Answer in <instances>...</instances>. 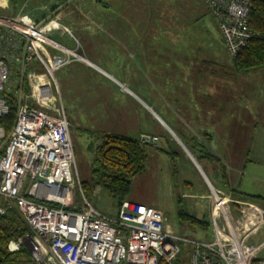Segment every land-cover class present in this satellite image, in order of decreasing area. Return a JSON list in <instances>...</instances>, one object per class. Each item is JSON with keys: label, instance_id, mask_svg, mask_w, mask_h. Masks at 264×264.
Returning <instances> with one entry per match:
<instances>
[{"label": "built area", "instance_id": "built-area-1", "mask_svg": "<svg viewBox=\"0 0 264 264\" xmlns=\"http://www.w3.org/2000/svg\"><path fill=\"white\" fill-rule=\"evenodd\" d=\"M197 1L210 10L230 58L251 40H264V34L250 30L254 3L264 0ZM12 21L28 30L15 28ZM52 27L58 25L50 19L37 26L28 16L0 17V120L10 112L8 95L16 104L10 133L0 125V217L16 213L28 229L9 243L8 252L27 250L32 264H175L185 241L167 230L160 210L124 201L110 218L85 195L75 173L70 125L64 111L54 105L50 84H56L58 70L85 59L76 39V48L69 49ZM32 63L41 65L47 78L29 71ZM139 141L155 147L159 137L142 133ZM207 187L213 237L194 244L190 264H264V241L248 242L251 235L264 232V209L244 204L248 214L237 230L234 201L212 184Z\"/></svg>", "mask_w": 264, "mask_h": 264}, {"label": "rangeland", "instance_id": "rangeland-1", "mask_svg": "<svg viewBox=\"0 0 264 264\" xmlns=\"http://www.w3.org/2000/svg\"><path fill=\"white\" fill-rule=\"evenodd\" d=\"M9 1L0 0V10L9 13L11 11ZM16 1L19 6H22L24 14H20L15 18L28 16L37 26L45 24L49 19L54 20L55 24L58 25V27H52V30H55L53 32L55 37L69 49L76 48L74 40L76 39L80 46L78 53L83 56L85 59L83 61L86 63L92 62L94 57L90 53L95 45L92 42V36L109 34V31H107L109 27L106 26L105 22L109 25L108 21L110 20L113 27L116 24L115 20L117 19L113 16L106 17V19L98 16V13L100 14L103 9L102 5L110 6V11L122 17L119 20H122L127 27L133 28L136 26L138 28L139 25H142L143 31V24L149 25L151 21V26H154L152 28H155L156 35L163 36L162 41L158 43L152 42L156 47L153 46L151 50L158 51L156 53L162 51L164 55L171 56L173 55L172 52L178 49L179 52L183 50L193 52L196 55L197 64H201L204 60L216 61L218 65H215L216 67L214 66L212 70L219 72L217 73L219 79L215 75H212V81L227 87L228 100L233 104H237L234 107V115H238V117L243 116L247 123L245 131L242 132L244 136L241 137L240 133L236 146L232 150L234 152L232 159L228 157L227 166L230 170V175L235 177V179L236 177L239 178L242 166L246 164L247 159H258V156L253 154L248 156V152L250 151L249 148L252 142L250 136L255 126L254 122L257 120L256 118H258L257 121L260 123L261 129L264 128V97H262L264 70L250 74H239L234 71L231 65L233 59L226 53L224 42L214 18L204 3L197 0ZM55 7H59V11L51 15L52 8ZM115 9L118 10L115 11ZM4 15L1 13L0 17L15 19L8 17V14L4 13ZM9 24L23 31L28 30L27 27L19 25L16 21L9 22ZM118 26L122 27L120 24ZM62 27L66 28L69 32H64ZM113 27L110 28L111 34L115 31H113ZM115 33L119 32L115 31ZM143 42V46L146 48L148 42L146 40ZM49 52L52 56L54 55L53 49L50 48ZM106 71L105 73L109 78H112L114 81L116 80L117 84H121L119 86L116 83H112L116 84L114 87L117 93L130 97L135 101L133 95H136V93L130 88L128 83L120 81ZM37 75L41 76V78H47L45 70L37 73ZM66 78L68 77H62L59 74V79H57L56 74V84L52 83L50 79L49 81L55 95L54 105L64 111L71 124L70 136L75 153V173L81 183H87L93 189L90 201L95 209L107 217L114 218L117 215L118 206L107 190L97 189L96 178L93 174L94 161L97 158V147L101 144V136L109 134L117 126L110 120H103V104L107 97V99H110L112 91L105 87L109 86V84L103 80L100 83L95 82V84L90 86V90L82 88L79 81H77L72 84L74 87L73 95L69 96L66 89H64L65 83L63 80ZM133 78L135 77L133 76ZM86 87L88 86L86 85ZM122 87H125L126 91ZM59 91L62 92L64 101L61 99ZM28 92V90H25V94ZM136 109L139 110V108ZM126 111L128 114V116L126 115V122L118 124L124 137L136 139L139 131L143 130L153 133L151 135H165L166 129L150 124L148 121L145 124L142 111L135 114L133 110L131 115L127 108ZM160 113L171 123L164 110H161ZM258 122L256 125H258ZM175 126L181 131L185 130L183 124L178 123ZM173 135L175 140H177L176 137L178 138L177 142L180 145L171 140L172 143L168 144V146H170L173 152L179 154V157L176 160H172L170 155L162 156L155 151L148 150V152H151L148 153L145 169L141 173L130 177V191L126 200L130 203L160 210L166 217L167 230L185 241L184 243H180L182 261L183 264H190V253L194 248V244L212 240L213 237L210 224V206L206 198L209 193L207 184H214L213 186L221 189L234 201L232 216L237 230H240L243 224H245V215L248 214L246 213L248 207L244 204H250V202L244 199H234L231 194L224 190L225 188L220 187L213 176H209V173L203 172L202 166L189 152L179 136L175 132H173ZM160 147L162 149L167 148L165 140H161ZM153 148H158V145ZM262 161L264 162V158ZM205 166L207 171H210V166L207 164ZM240 183L242 184L241 190L249 192L260 191L264 195V181L255 183L250 177H246L240 179ZM259 203H262L261 205L264 207V200H260ZM76 205L80 206L81 201L78 200ZM180 213H185L197 219L207 220L210 226L209 230L204 231L200 227L197 228L194 225H190L188 222L182 223L179 218ZM5 217L16 220L18 226L24 229V233L19 238L28 233L27 227L16 213H10ZM19 238L11 239L7 243V247L11 241L18 240ZM263 241L264 232L262 231L252 236L249 243L258 245ZM261 256H264V250Z\"/></svg>", "mask_w": 264, "mask_h": 264}, {"label": "crops", "instance_id": "crops-1", "mask_svg": "<svg viewBox=\"0 0 264 264\" xmlns=\"http://www.w3.org/2000/svg\"><path fill=\"white\" fill-rule=\"evenodd\" d=\"M102 6L103 9L101 12L106 11L110 17L113 16L117 19L115 20L116 24L114 27L110 20L108 22L109 26L111 25L113 27V31L115 30L119 33H115L114 31V33L107 35H93L91 39L95 45L90 52L94 55L92 62L90 61L89 64L85 62L71 63L70 66L56 73L57 79H59V74L62 75V77H68L63 80L65 83L64 89H66L68 95H73L74 87L72 84L77 81H79L82 88H88L89 90L90 86L95 84V82L100 83L101 80L106 81L109 86L107 84V86H104L111 89L112 94L110 99H107V97L103 104V120H110L117 125L110 133L124 136L118 124L120 122H126V115L128 116L126 108L130 115L133 110L135 114L142 111L145 124L147 123L146 121H148L150 124L157 125L162 129H166L164 126V124H166L171 130L172 128L166 123L167 120L160 117L158 115L159 113L147 104L146 101H148L159 111L164 110L174 129L186 139H190L194 136L199 143L204 144L213 155L222 159V163L227 169V180L230 188H239L242 193L248 196L254 198L258 197L264 200V195H262L260 191L249 192L243 191V189L241 190L242 184L240 183V179L246 177H250L255 183L264 181V162L262 161L264 158V128L261 129L260 123L257 121L258 118H256L258 125H256V121L254 122L255 126L250 136L252 142L249 148L250 151L248 152V156L253 154L258 156V159H247L246 164L242 166L241 175H239V178L236 177L235 179V177L230 175V170L227 166L229 161L228 157L232 159V155L234 154L232 150L236 146V141L240 137V133L241 137L244 136L242 132L245 131L247 123L243 116L238 117V115L234 114L230 117L228 116V102L225 98H222V94H220L222 85L213 82L210 73H207L209 76H205L206 73H204V71H201L200 74L199 72L197 73L198 70L195 66L196 55L193 52L184 50L179 52L177 49V51L174 50L172 52L173 55L168 56L164 55L162 51L159 53H156L158 51H148L149 47L146 46V49L143 46V41H147L148 36H143L141 33H123L124 24H122V20H119V18L122 19V17L110 11V6ZM118 9H115V11ZM98 16H100L99 13ZM118 24L122 27H119ZM149 38L151 42L158 43L162 41L163 36L156 35ZM104 70H107V73L115 76L120 81L127 82L134 92L135 90L143 91V97L135 92L137 97L133 95L135 99V101H133L130 97L118 94L114 87L117 81L109 78ZM137 70L139 74L143 75V79L142 77H138L137 79L136 76L133 78V75L137 74ZM196 74L200 75V77L197 78ZM86 85L88 87H86ZM59 94L63 100L62 92L59 91ZM262 97H264V85ZM232 106L234 107V105ZM136 108H139V110ZM67 120L69 125H71L68 117ZM178 123L184 125V131L176 128L175 124ZM142 133L153 134L147 130L139 131V135L136 139H138ZM164 133L165 135H167V133L170 134L167 129ZM154 135L159 136V154L167 156L163 151L164 149L160 147L161 140H165L163 138L165 135ZM204 135L209 136L210 141L206 142L204 140ZM171 140H174L172 135ZM170 143L172 142L170 141ZM165 144L166 147H168L166 141ZM209 168L210 171L208 172L213 175L217 184L224 189L226 186L221 180V177L215 175L216 173L212 171L215 170L214 168ZM218 172L222 173V170ZM259 201L249 202L264 209L263 205H261L262 203H259ZM252 236L254 235L249 237L248 242Z\"/></svg>", "mask_w": 264, "mask_h": 264}, {"label": "trees", "instance_id": "trees-1", "mask_svg": "<svg viewBox=\"0 0 264 264\" xmlns=\"http://www.w3.org/2000/svg\"><path fill=\"white\" fill-rule=\"evenodd\" d=\"M9 6L11 8L10 9L11 11H9V13H6L4 10H0V14L1 13L3 15L4 13L8 14V17L10 18H15L18 17L20 14L21 15L24 14L22 6H19L16 0H10ZM57 11H59V7L52 8L51 15ZM100 17L106 19V17H109V15L106 11H103L100 13ZM44 18L47 19L46 17ZM105 23L106 26L109 27L107 31H109L110 34L111 33L110 28H112V26L107 25V22ZM122 24L124 23L122 22ZM151 24H152L151 21L149 22V25L148 24L146 25V23L143 24V31H142V25H139L138 28H136V26L131 28V27H127V25L124 24V29L122 30V32L123 33L132 32L131 34L141 33L143 34V36H148V40H147L148 43L146 46L149 47L148 51H152L151 49L154 45L149 37H154L156 36L157 33L155 31V28H152L154 26H151ZM250 30L252 33L256 35L264 34V3L261 1H256L254 3L253 9L251 10ZM231 59H233L231 61L232 68L236 73L250 74L264 70V40H260V39L251 40L247 45V47L243 49L236 58H231ZM30 65L28 66V70L34 71L36 74L44 71L43 67L37 63H32L31 67ZM215 65L216 66L218 65L216 61L211 62L208 60H204L202 61L201 64L196 63L195 66L198 70L197 73L199 72L200 74L201 71H204V73H206L205 76H209V74L207 73H210L211 75L213 76L215 75L217 77V73L219 72L212 70ZM133 76H136L137 79L138 77H142L143 79V75L139 74L138 70H137V74H134ZM196 77L199 78L200 75L196 74ZM217 79L219 78L217 77ZM219 81L221 82V80ZM221 88L222 90L220 94H222V98H225L228 102V116L230 117L234 114L233 113L234 107L235 105L237 106V104L236 103L233 104L231 101L228 100L227 98L228 92L226 91L227 87L223 85ZM135 92L143 97V91L135 90ZM5 94L8 95L7 92H5ZM8 96H9L8 101L10 106V112L8 116L0 120V125L5 129L7 135L10 133L16 119V104L12 100L13 99L12 96L11 95ZM146 102L156 112H158L161 117H163L158 109L153 107L151 103H149L148 101ZM232 105H234V107ZM163 120L166 121L165 119ZM166 123L179 136V138L182 140V142L187 147L189 152L202 166L205 173L207 172L209 173L208 174L209 176H213L210 175V172H208L207 168H205L206 164L215 169L212 171L216 173L215 175H217V177L219 176L221 177V180L226 186L225 189L229 192V194L232 195V197H234V199H244L247 201L261 200V198L258 197L254 198L252 196H248L242 193L239 190V188H234V187L230 188L229 182L227 180L228 179L226 172L227 169L226 166L222 163V159L216 155H213L209 151V149L206 148L204 144L199 143V141L194 136L191 137L190 139H186L182 134H180L178 131L174 129L171 123H168L167 121ZM204 137H205L204 140L206 142L210 141L209 136L204 135ZM163 138L168 144H170L171 141L170 134L167 133V135L163 136ZM148 150H151L152 152L155 151L157 153H159L160 151L158 148H153L152 146L142 144L139 141V138L130 139L112 133L104 134L101 136V144L97 147V153H96L97 158L94 161L93 174L95 175L96 178V183H97L96 186L100 187L101 190L103 189L107 190L112 196V198L115 200L118 207L124 201H127L126 198L130 191V177L141 173L145 169L148 159V153L151 152V151L148 152ZM163 151L168 156L170 155V158L172 160H176L179 157V154L173 152L170 146H168ZM220 170H222V173L218 172ZM81 184L85 195L87 196L88 199H91L93 189H91L87 183L82 182ZM179 218L182 223L188 222L190 225H194L197 228L200 227L204 231H208L210 228L207 220H203V219L201 220V219H197L196 217H190L185 213H180ZM23 233H24V229H22L21 226H18L16 220L8 219L5 216L0 217L1 264H32L30 260V255L27 250L22 249L20 252L14 254L9 253L7 250V243L11 239L19 238L20 236H22ZM160 264H165V263L161 261ZM175 264H183L182 253L180 254L179 259Z\"/></svg>", "mask_w": 264, "mask_h": 264}, {"label": "water", "instance_id": "water-1", "mask_svg": "<svg viewBox=\"0 0 264 264\" xmlns=\"http://www.w3.org/2000/svg\"><path fill=\"white\" fill-rule=\"evenodd\" d=\"M164 126L166 127V129H168L169 132H171V130H169L168 126L164 124ZM172 134V133H171ZM173 135V134H172ZM177 141V140H176Z\"/></svg>", "mask_w": 264, "mask_h": 264}, {"label": "bare ground", "instance_id": "bare-ground-1", "mask_svg": "<svg viewBox=\"0 0 264 264\" xmlns=\"http://www.w3.org/2000/svg\"><path fill=\"white\" fill-rule=\"evenodd\" d=\"M14 24V23H13ZM176 139L178 140V138L176 137Z\"/></svg>", "mask_w": 264, "mask_h": 264}]
</instances>
